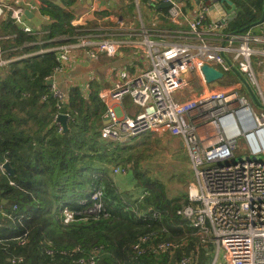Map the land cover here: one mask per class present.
Listing matches in <instances>:
<instances>
[{"label": "built area", "instance_id": "built-area-1", "mask_svg": "<svg viewBox=\"0 0 264 264\" xmlns=\"http://www.w3.org/2000/svg\"><path fill=\"white\" fill-rule=\"evenodd\" d=\"M87 1L74 0L73 5H83L85 9L72 15L69 21L72 33L65 36L66 39L55 40L57 45L49 50L55 52L56 58L45 79L49 88L42 100L49 96L56 100L58 112L53 123L59 133L63 126L58 116L63 114L69 121L72 112L62 111L69 104V91L57 84L73 54L83 51L88 57L98 54L112 57L118 51V43L106 36L99 40L90 35L75 36L79 33V24L96 11L94 3L100 0H91L89 6ZM158 1L170 3L167 17L178 24L181 16L178 0ZM52 2L0 0V20L9 18L24 35L42 32L41 26L33 27L24 13L37 12L40 22H49V16L42 13L41 8ZM135 2L138 6V0ZM152 33L142 32L144 69L98 93L108 117L100 128V136L113 143L145 134L177 138L189 157L194 181L187 194L190 204L182 206L176 214L196 229L203 246H213L215 256L213 254L210 264H216L219 252L223 254L222 264H264V162L234 161L240 138L249 157L264 155V20L241 32H227L225 20L210 19L208 7L203 5L189 20L181 42L162 44L152 39ZM16 50L19 48L11 51ZM8 63L0 59V68ZM204 66L219 71L222 78L208 83L202 72ZM232 67L248 84L256 102L238 78L229 80L235 76ZM224 79L226 82H222ZM217 84L224 85L214 87ZM83 96L87 98L86 93ZM125 98H129L139 112L133 117L119 118L111 106L122 103ZM0 169L4 171L2 165ZM111 170L113 175H119L128 168L116 166ZM90 199L92 205L84 213L97 214L102 208L101 192L93 191ZM78 214L64 209V224L72 223ZM177 247L172 242L152 245L149 236H143L133 250L137 255L146 251L172 255ZM197 262L198 252H192L174 264ZM86 263L94 264L93 258ZM79 264H83L82 261Z\"/></svg>", "mask_w": 264, "mask_h": 264}, {"label": "trees", "instance_id": "trees-1", "mask_svg": "<svg viewBox=\"0 0 264 264\" xmlns=\"http://www.w3.org/2000/svg\"><path fill=\"white\" fill-rule=\"evenodd\" d=\"M59 2L70 7L74 0ZM262 4L263 0H254L255 13L250 5L245 7L226 31L249 29L260 18ZM48 9L49 38L71 34L72 15L52 3ZM7 25L9 33L17 34L16 44L29 40ZM55 58L52 51L0 68V166L7 162L14 170L10 177L0 169V264H88L91 258L94 264H174L194 252L200 242L194 237L197 231L176 214L190 204L188 195L179 204L148 179H141L134 193L115 189L109 166L129 158L120 156L125 151L121 143L100 136L106 108L97 92L86 98L79 88H70L69 104L62 111H71L72 118L66 131H57L56 100L50 96L42 100ZM97 190L100 212L84 213ZM64 209L79 212L72 223L64 224ZM143 236H149L152 245L187 240L177 244L172 255L148 251L137 255L133 246ZM213 254L212 245H202L197 264H210Z\"/></svg>", "mask_w": 264, "mask_h": 264}, {"label": "crops", "instance_id": "crops-1", "mask_svg": "<svg viewBox=\"0 0 264 264\" xmlns=\"http://www.w3.org/2000/svg\"><path fill=\"white\" fill-rule=\"evenodd\" d=\"M52 5L60 6L73 17L83 12L85 6L79 4L70 7L59 3L58 0H52ZM235 6L236 15L231 18L227 15L230 6L222 3L220 0H208L205 3L199 0H178L181 10V16L178 24L172 23L167 17V9L158 8V0H138V6L135 0H116L112 7H103L105 2L111 4V0H100L94 3L95 12L89 14L83 22L79 24V33L75 36L90 35L96 40L106 36L118 43V51L108 57L104 54H98L94 57L86 56L85 52L77 51L71 57V62L64 75L58 80V87L69 91L72 87H77L88 96L91 92H101L113 87L116 83L131 78L141 72L145 67L143 60L142 32H153L154 40L162 44L181 42L182 33L187 30L188 22L199 10L200 6L208 7V16L212 20H225L226 27L231 20L235 19L244 8L250 5L251 13H255L253 8L254 0H229ZM37 2V0H36ZM118 2V8L114 5ZM89 0L87 6H89ZM49 5L41 8V12L47 14L49 22H40L42 32H34L31 35H25L29 40H24L21 44H16V32L9 33V26L12 24L9 18L0 20V59L9 61L8 64L20 61L33 56L43 55L54 48L58 42L55 40L66 39L67 34H60L54 38H49L45 28L52 22L51 16L47 13ZM44 11V12H43ZM38 18L41 16L34 12ZM73 18H71L72 20ZM259 20V19H258ZM13 25V24H12ZM16 31L19 29L13 25ZM34 27V25L32 24ZM11 27V26H10ZM6 32V33H5ZM20 32V31H19ZM4 38V39H3ZM71 38V37H70ZM74 41V40H72ZM19 48V50L11 51ZM236 77V78H235ZM231 81H237V76L229 78ZM224 84H217L214 87H222ZM88 86V88H86ZM119 118L133 117L139 112V108L131 103L129 98H125L122 103H116L111 106ZM106 114V113H105ZM105 117V116H104ZM103 117V118H104ZM105 121H102V124ZM181 143V142H180Z\"/></svg>", "mask_w": 264, "mask_h": 264}, {"label": "rangeland", "instance_id": "rangeland-1", "mask_svg": "<svg viewBox=\"0 0 264 264\" xmlns=\"http://www.w3.org/2000/svg\"><path fill=\"white\" fill-rule=\"evenodd\" d=\"M111 1L110 5L104 2L102 6L112 7L116 0ZM118 6L119 4L116 2L113 8L116 9ZM222 82H226V79ZM240 94L244 95L243 93ZM120 146L125 149L123 153H120V156L124 158L128 157L129 160L125 163L111 164L108 170V176L119 193H134L138 191L137 185L140 180L148 179L160 184L164 188L167 196H174L179 200V204H183L182 196L184 194L187 196L190 183L194 181V174L190 168V160L187 152L181 146L177 138L168 135L156 136L145 134L136 139L122 142ZM234 156V161L236 162L247 159L264 162V155L262 154L258 156H248L242 138L237 140V150ZM116 166H127L128 170L124 174L113 175L111 168ZM136 174H138L140 178H138V176L136 177ZM195 235V239H197V237L200 239L198 232H196ZM183 240L187 239L182 238L177 244L182 243ZM208 245L211 244H207V246ZM201 246V242H199V245L196 244L194 252H198ZM222 255V252H219L216 264L223 263Z\"/></svg>", "mask_w": 264, "mask_h": 264}, {"label": "water", "instance_id": "water-1", "mask_svg": "<svg viewBox=\"0 0 264 264\" xmlns=\"http://www.w3.org/2000/svg\"><path fill=\"white\" fill-rule=\"evenodd\" d=\"M222 3L224 2L225 4H227L228 6H230V10L227 11V15L228 16H231V18L233 16H235L237 13L236 11L234 10V5L231 3V1L229 0H220ZM91 3V0H89V4ZM170 6V3L168 2H164V1H159V4H158V8L160 9H168ZM25 17L27 20H29L34 26H38L40 24V20L39 18L35 17L33 15V13L29 12V11H25ZM264 20V0H263V4H262V11H261V15H260V18L257 22L251 24L249 26V28L251 27H256L257 25H259L260 23H262ZM247 28H244L242 29L241 31H244L246 30ZM232 72L237 76V78L239 79V81H241L243 83V85L245 86V88L247 89L250 97L252 98L253 102H256V99L251 91V89L249 88L248 84L245 82V80L243 79V77L241 76V74L235 69V68H231ZM202 72H203V75H204V78L205 80L208 82V83H211L215 80H218V79H221L222 78V74L209 67V66H204L202 68ZM48 84H51V81L48 82ZM108 117H104L103 120H107ZM58 122L63 126V131H66L67 130V127H66V123H67V117L63 114L59 115L58 116ZM104 124V123H103ZM182 146V144H181ZM183 147V146H182ZM2 169L10 176V177H13L14 176V170L9 166V164L7 162H5L3 165H2ZM3 204L5 203L4 201L2 202Z\"/></svg>", "mask_w": 264, "mask_h": 264}, {"label": "bare ground", "instance_id": "bare-ground-1", "mask_svg": "<svg viewBox=\"0 0 264 264\" xmlns=\"http://www.w3.org/2000/svg\"><path fill=\"white\" fill-rule=\"evenodd\" d=\"M233 131H234V129H233ZM229 134H232V132H231V133H229Z\"/></svg>", "mask_w": 264, "mask_h": 264}]
</instances>
